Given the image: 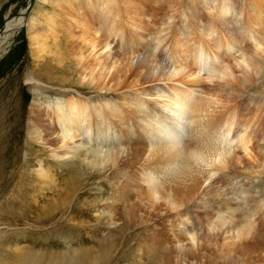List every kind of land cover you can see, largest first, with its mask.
<instances>
[{"label": "bare ground", "instance_id": "1", "mask_svg": "<svg viewBox=\"0 0 264 264\" xmlns=\"http://www.w3.org/2000/svg\"><path fill=\"white\" fill-rule=\"evenodd\" d=\"M41 1L48 4H61L65 0ZM66 1L72 3L71 1L73 0ZM92 1L93 4L90 3L92 8L96 9L98 6L102 8L101 13L103 15L101 17L103 16L106 19V26L108 25L110 31H112L111 37H116L122 41L124 33L118 25L125 12L123 5L126 2L121 0L123 1L121 5V2H118L119 0H91L90 2ZM196 2L201 6L200 13L203 10H210L215 12V14L213 13V19L208 14L207 16L205 15V20L199 16L197 19L192 16L187 17L191 19L195 27L202 28V32H209L207 33L209 35L215 25L219 24L223 26V23L227 19L229 23H235V27L241 34L253 41V45L256 48L255 54H258V56L261 53L264 54V6L260 5L261 0H198ZM208 2L210 3L208 4ZM30 4L31 0H29L28 5ZM26 10L27 7L19 13V16L22 13L20 18L19 16H15V19L11 18L5 22L0 35L6 31V36L0 37V39L6 38L12 32L18 30L22 23H25L30 48L31 50H35L37 58H41L40 53L44 52L46 48V44H44L46 40L45 33L50 28V19L46 18L45 21L41 22L33 14L25 17ZM16 22L17 24L15 25ZM182 24L187 29L191 28L187 27L189 21L186 19L182 21ZM202 37L198 36L194 40V46L190 49L192 64L197 72L203 71L209 76H213L216 74L212 66L214 65V59L218 58L217 50H213ZM89 42L91 43V41ZM231 42L225 44L228 51L233 49ZM110 43L106 42L104 48L110 47ZM158 43L159 41L153 45L155 50L158 48ZM132 44L137 46L135 42H132ZM91 46V50H93L94 45L91 44ZM164 49L167 52L165 56L169 63L160 65L159 69L154 66L158 71H146V76L151 75L155 80H163L171 79L172 76L180 74V70L171 69L172 66L178 64L176 62H180L179 59L175 58L176 52L180 49L179 43L177 41L175 43L167 42ZM131 51L133 52L131 55L138 57L141 50L132 48ZM180 51L182 52L183 50ZM140 54L143 61L147 60V57L145 58L142 56V53ZM107 56H109V53H107ZM155 57L159 58V55H153V58ZM237 58L242 63L240 68L244 74L254 76L251 79L259 74L258 68L262 65H259L253 58L247 57L242 52H240ZM111 64L106 65L95 60L94 65L89 69V73L84 74L81 80L84 81L86 79L90 83L99 79L104 80L107 73L100 72L96 76L93 71H110L111 67L115 64L114 61ZM97 66H99L98 69H96ZM164 68H167V71H164ZM227 70L228 68L224 66V70L218 72V74L222 78L231 76L232 73ZM151 90L154 92L151 93ZM158 92H161L160 96L166 95L167 100L163 102L167 106L166 111L153 112L140 94L136 93L135 95L139 97H130L131 105L135 108L134 112L142 113L143 119L141 120V124L132 123V125H128L127 127L117 125V121L114 120L120 114L110 115L105 111L107 106H111L107 103L93 105L79 99L77 96H65L66 94L64 96L61 95L62 97L58 95V97L53 99L49 98L44 104H40L39 96L32 99L28 110L27 127L29 128L27 132L29 134L27 133V135L31 141L33 140L43 146L51 159L50 161L48 160V165H39L37 172L41 179H45V182H43L45 185H48L46 180L51 179V171H53L52 162L54 161L59 162L61 168L66 164H74L76 161L78 168L81 167L80 165L86 166L89 174L104 172L116 167L120 161L119 158H122L121 156L125 150H129L128 140H131L133 136L134 140L132 142H134V145L130 146L132 151V147L136 144L146 146V139H151L150 142L157 144L165 156L162 157L161 162L158 160L156 163H152L149 159L145 158L148 150L144 148L140 151H134L135 153L131 155V158L134 159L132 165L127 164L129 167H132L130 170L121 172L122 175L120 174L123 179L120 178V175L117 179L111 178V175L108 176L106 183L108 182L107 191L109 194L103 200L96 199L94 202L91 201L92 203L88 200V202L83 201V203L76 202L78 205H73L69 209L70 219L68 218V220L71 223H68V221L61 225L65 231L60 227L56 232L59 226L57 228L55 226V236H52L56 238H52L51 244H48L44 240L35 241V235H32L33 232H31L34 229L16 234L13 240H10V238L2 240L0 242V249L4 250V247L15 253L13 254L14 260H12V264H100L103 254H95L93 246L86 248L84 243H95L92 236L97 234L100 240H98V244L105 243L104 246H106L108 254L114 249L115 252L117 243L123 236L112 238L111 233L114 230L116 231L120 227V224L126 222L123 219L124 213L122 212L126 211L127 205L129 207L141 206L148 214L159 215L162 219L165 218L164 222L167 221V224H163L162 227L160 226V230L163 229L161 230L163 231L162 235L165 236L164 241L158 238L157 230L156 232L151 231L153 233H148L149 238L147 242H143V245L141 244L142 242L136 244V256H138L139 261L134 264H151V261L154 264H161L160 259H155L154 256L156 257V254L158 255L162 250L168 251L169 249H172L174 253H177L176 256H179L177 264H205L202 261L193 260L192 256L195 251H199V255L205 246H213L214 244H220L223 247L224 257L220 262H213L212 264H243L246 262V259L254 254L252 253L250 256L246 255L244 252L247 250L255 251L251 264H264V242L257 239L258 236H264V193H261L263 191L259 190L257 183L259 182L260 177H258V174L260 173L252 170L255 155L250 145L251 136L249 134V129L253 128L255 124V118L253 119L251 116L245 119L244 116L240 117V115L238 116L236 113L228 110V113L225 112L220 116L211 118L206 117V120H204V117L200 113V105L195 104L189 91H168L161 85L155 84L146 89L144 88L141 93L151 95ZM258 95L251 96V98L253 100H263L264 104V97ZM7 139L13 143V139L10 136ZM30 152L31 150L29 151L28 146L25 148L24 155L27 156ZM15 153L16 151L10 156L5 154V158L8 161L4 167L10 168V174L13 172L11 175L16 172L14 169L18 167L14 166V163H18L19 153ZM128 155L126 152V156ZM200 162L207 167L209 166V169H207L205 175L200 173L199 178L196 176L193 178L191 173H189L190 170L192 171V165L199 164ZM187 174L191 175V181L194 179L195 182L193 180V183L190 182V186L187 185L189 186L187 200L183 201L186 198L184 199L182 196L177 200L173 197L175 194L173 193L172 195L171 193L172 189H169V186L164 184L165 182L160 176L165 175L164 177L170 178V182H172L178 179L181 180L183 176H188ZM75 175L77 176L78 173H75ZM76 176L73 178L74 183L71 188L74 191L77 189L78 182L75 179ZM11 177L8 178L12 179ZM2 180L5 188L8 189L9 182H4V176ZM204 181L206 184L203 186L202 183ZM177 182L179 180L175 181V183ZM133 185L135 188L131 191L132 193H127L128 187H132ZM65 196L67 195L65 194ZM11 199L15 200V197H11ZM129 199H132V202H129ZM32 200L36 201V199ZM100 202L103 203L99 205ZM44 207H40L42 209H39V213V210L36 213L34 212L38 215L34 216V218L41 219V217L49 216L55 209L50 208L49 211L48 208ZM65 212L66 210H64ZM52 214L54 217L55 214ZM167 217H171V220H166ZM47 218L42 220V222L40 221L41 226L35 227L32 225L31 228H36L34 230V232L36 231L35 234L40 233L41 229H46V224L41 223H44ZM142 220L144 219L142 218ZM159 220L161 221V219ZM92 221L93 225L91 228H87V223H91ZM90 223L88 224L91 225ZM150 224L152 223L150 222ZM7 225L10 227L11 224L6 221L5 226ZM176 230L179 232L178 235L175 234ZM74 231L79 232L74 233ZM71 233L78 235V237H75V241H72L74 242L73 245L70 243L69 238V242L66 240L61 241V239L69 237L64 235H70ZM91 233L92 235H90ZM2 234L1 232L0 235ZM101 234H105L103 239H101L103 237ZM89 235L92 240L89 239ZM122 240L123 242L120 241L121 247H124L127 242L129 244V237ZM144 243H146V253L144 252ZM55 247H58V250ZM153 250L157 252L155 255L152 254ZM119 251L113 257L108 258V264H113V261H116V258L120 257ZM231 251H236V255L231 256ZM25 253L27 257L24 256ZM5 255L7 256L6 252ZM141 258L146 261L144 262L143 260L142 262Z\"/></svg>", "mask_w": 264, "mask_h": 264}, {"label": "rangeland", "instance_id": "2", "mask_svg": "<svg viewBox=\"0 0 264 264\" xmlns=\"http://www.w3.org/2000/svg\"><path fill=\"white\" fill-rule=\"evenodd\" d=\"M90 1L73 0L70 3L65 0L61 4H48L41 0H31V4L28 5L29 0H0V31L5 26L4 24L7 20L11 18L15 19V16H19V13L25 7H27L25 17L33 14L37 17L38 21L43 22L46 18H49L51 23L49 30L46 31L47 34L45 33L46 40L44 44H46V48L44 52L40 53L41 58H37L35 50H31L30 48L25 23H22L18 30L12 32L6 38L0 39V234L1 232L3 233L0 235V242L5 238L13 240L16 234L24 233L27 230H36V228H31L32 225L37 227L40 225V221L42 222V220L49 217L45 222L43 221L44 223H41L46 224V229H41L40 233H36L37 235L35 234L36 231L34 232L33 230L31 232H33L32 235H35V241L44 240L48 244H51L52 238H56L53 237L55 236V226L56 228L59 226L56 229L57 232L63 223L69 221V209L73 205H78L76 202L83 203V201L94 202L96 199L103 200L109 194L106 179L110 175L111 178L117 179L120 174L122 175L121 172L130 170L132 166L129 167V165H132L134 160L131 158V155L135 153L134 151H140L145 148L148 150L145 158L149 159L152 163H156L158 160L161 162L162 157L165 156L157 144L150 142L151 139H146V146L136 144L132 147V151L130 146L134 145V142H132L134 140L133 136L131 140H128L129 150H125L121 156L122 158H119L120 161L116 167L104 172L89 174L87 167L80 165L81 167L78 168L76 161L74 164L71 163L72 165L66 164L63 168H61L59 162L54 161L52 162L53 171H51V179H47L48 185H45L43 184L45 179H41L37 172L39 165L46 166L51 159L46 152L47 150L39 143L31 141L27 135L29 128L27 127L28 110L32 99L36 98V96L40 97V104L46 103L49 98L53 99L58 97V95L60 97L65 94V96H77L79 99L93 105L107 103L111 106H107L105 111L110 115L120 114L114 120L117 121V125L127 127L128 125H132V123L141 124V120L143 119L142 113L134 112L135 108L131 105L130 97H139L135 95L136 93L140 94L153 112L166 111L167 106L163 103L167 100L166 95L160 96L161 92L151 95L141 93L144 88L146 89L158 84L168 91H189L195 104L200 105V113L204 117V120H206V117L220 116L222 113H228L229 111L236 113L238 116L240 115V117L244 116L245 119L252 116L256 120H254L255 124L253 128L249 129L251 136L250 145L255 155L252 170L260 173L258 174L260 178L257 183L259 190L263 191L260 192L264 193V190H262L264 188V104L263 100H253L251 98V96L254 97L258 94L264 97V54L261 53L260 56L255 54L256 48L253 45V41L241 34L235 27V23L231 24L227 19L223 23V26L219 24L215 25L209 35L207 34L209 32H202V28L195 27L191 19L187 17L192 16L197 19L199 16L205 20L207 14L212 19L214 17L213 13L215 14V12L210 10H203L200 13L201 6L196 2L198 0H123L126 2L123 5L125 12L118 25L124 33L121 41L116 37H111L112 31H110L108 25L106 26V19L103 16L101 17L103 15L101 13L102 8L100 6L96 7V9L92 8L91 4H93V1ZM123 1L119 0L118 2H121L120 4L122 5ZM261 1L260 5L264 6V0ZM184 19L189 21L187 27H191L190 29L183 26L182 21ZM5 36L6 31L0 35V37ZM198 36L202 37L213 50H217V57L219 59L215 58L217 61L214 59V65L212 66L213 71L216 73L214 74L215 76H209L203 71L197 72L192 64L190 49L194 46V40ZM157 41H159L158 48L155 50L153 45ZM176 41L179 43L180 49L176 52L175 58L179 59L180 62H176L178 64L175 63L176 65L172 66L171 69L180 70V74L172 76L171 79L163 80H155L151 75L146 76V71H158L156 70L157 68L159 69L162 65L169 63L165 56L167 52L164 46L167 42L175 43ZM230 41H232L233 49L228 51L225 44ZM106 42H111L110 47L104 48ZM132 42L137 43V46H134ZM91 44L94 45L93 50H91ZM132 48L141 50L140 53H142L143 57H147V60L143 61L140 53L139 55L137 54L138 57L131 55L133 53L131 51ZM180 50H183L182 52L184 53ZM240 52L244 53L247 57L253 58L259 65H262L259 67L261 69L258 68L259 74L256 75L257 77L255 76V78L251 79L254 76H248L241 71L240 67L242 63L237 58ZM107 53H109V56H107ZM134 53L136 54V52ZM155 54H158L159 58H153ZM95 60L106 65H110L114 61V68L111 67L110 71H93L96 76L100 72L107 73L104 80L99 79L91 83L86 79L84 81L81 80L84 74L89 73V69L92 68ZM154 66L157 68L155 67V69ZM224 66L232 73L231 76L222 78L218 74V72L224 70ZM164 71H167V68H164ZM30 78L31 80H29ZM153 92L151 90V93ZM8 136L13 139V143L8 141ZM28 146L31 152L26 156L24 155L25 148ZM44 146L46 147V145ZM15 151V154L19 153V165L18 163H14V166L18 167L14 169L16 172L11 175L13 172L10 174V168L4 167L8 161L5 158V154L10 156ZM126 152L129 154L128 156H126ZM192 166V171L190 170L189 173H191L193 178L195 176L199 178L201 174L205 175L207 169H209V166L207 167L201 162ZM75 173H78V175L76 176ZM121 175L120 178L123 179ZM191 175L179 177L181 180L178 179L179 182L177 183L175 181L178 180L170 182V178L164 177L165 175H161L160 177L164 180V184L169 186V189H172V195L173 193L175 194L173 197L178 200L182 196L184 199L186 198L183 201H186L190 182L194 180L192 179L191 181ZM3 176L4 182H9L8 189L5 188L3 183ZM10 176H12V179L8 178ZM74 176H76L75 179L78 181L77 191L71 189L74 183ZM202 184L204 186L206 184L205 181ZM69 185L70 187H68ZM65 186L67 187L65 188ZM132 187H128L127 193H132L131 191L134 190L135 186L133 185ZM11 197H15V200H12ZM32 199H36V201L34 202ZM129 200V202H132V199ZM101 203L103 202H100L99 205ZM41 206H45L49 211L50 208H55L52 212L55 216L53 217L51 213L49 216L41 217V219L34 218V216H38L35 213L37 210L42 209L40 208ZM127 207L126 211L122 212L124 213L123 219L127 223L120 224V227L111 233L112 238L116 236H123L122 239L129 237V244L127 242L126 247L120 246L121 242H123L120 239L117 243L116 251L114 252V249L108 254L106 246H104L105 243L98 244L100 240L97 234L92 236L95 243L83 244L86 248L93 246L95 254H103L100 264H108V258L113 257L119 250L120 257H118L119 259L116 258V261L112 262L113 264H134L138 262L136 244L142 242L141 244L143 245V242H147L149 234L157 230L159 231V233L157 231L158 238L163 239L162 241L165 240V236L162 235L163 231H161L163 229L160 230L163 224H167V221L164 222L165 218L162 219L159 215L148 214L141 206H130V208L127 205ZM64 210H66L65 213ZM130 210H133V213ZM126 213L128 214L126 215ZM150 215L151 217H149ZM166 220H171V217H167ZM6 221L12 226H5ZM2 222L3 224H1ZM68 223H71V221ZM88 223L87 228H91L93 221L90 223L91 225ZM123 224H125L124 227ZM61 229L65 231L62 227ZM78 232L74 231V233ZM74 233L64 235L69 237H64L65 239H61V241H68L69 238L70 243L73 245L74 242L72 241H75L76 236L78 237ZM105 234H101L103 235L101 239L104 238ZM175 234H179L178 230L175 231ZM90 235L89 239L92 240ZM257 239L264 242V236H258ZM61 241L59 240V242ZM145 245L146 243H144V252L146 253L147 249ZM214 245L205 246L199 255V251H195L192 256L193 260L202 261L205 264L220 262L224 257V249L220 244L215 245L216 247ZM58 247H55V249ZM3 249H0V264H12V260H14L13 254L15 253L7 248L3 247ZM164 251L162 250L158 255L156 254L154 258L160 259L161 264L178 263L179 256H176V252L174 253L172 249L168 250L169 253L167 250ZM155 253L157 252L153 250L152 254L155 255ZM244 253L250 256L252 253L255 254V251L247 250ZM254 254L250 256L251 258L246 259V262L243 264H251ZM232 255H236V251H231ZM24 256L27 257L26 253ZM141 260L143 262L144 259L141 258ZM150 263L152 264L153 262L151 261Z\"/></svg>", "mask_w": 264, "mask_h": 264}]
</instances>
